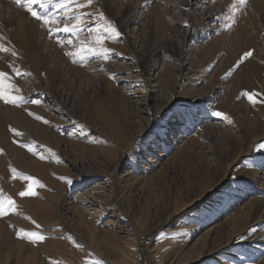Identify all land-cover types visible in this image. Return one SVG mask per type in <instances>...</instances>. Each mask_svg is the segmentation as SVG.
Returning a JSON list of instances; mask_svg holds the SVG:
<instances>
[{
	"label": "rangeland",
	"instance_id": "rangeland-1",
	"mask_svg": "<svg viewBox=\"0 0 264 264\" xmlns=\"http://www.w3.org/2000/svg\"><path fill=\"white\" fill-rule=\"evenodd\" d=\"M236 2L93 0L71 5L84 13L78 38H50L0 0V43L17 53H0V70L49 121L0 101V189L17 205L0 217V264H264V104L241 96L264 92V0ZM109 21L121 36L105 42L107 60L65 55ZM10 165L40 181L36 196H18L26 181ZM20 229L46 240L18 238Z\"/></svg>",
	"mask_w": 264,
	"mask_h": 264
},
{
	"label": "snow or ice",
	"instance_id": "snow-or-ice-1",
	"mask_svg": "<svg viewBox=\"0 0 264 264\" xmlns=\"http://www.w3.org/2000/svg\"><path fill=\"white\" fill-rule=\"evenodd\" d=\"M14 3L22 7L30 16L37 21L41 27L45 28L49 34V37L55 36L58 32H66V33H72L77 38L79 37L80 31L83 30L84 26V20L83 16L84 13L81 12L79 15L73 12V7L71 5L74 4L75 8L77 9H84L87 6H90L93 4V0H86V3H76L75 0H14ZM247 4V0H237L236 3L232 5V7L235 9L238 6L243 7ZM52 6L55 9L62 10V16H57L54 14V12L49 11V7ZM98 18L101 20L106 19L105 13L103 11L98 12ZM232 20V23H235L234 19L232 17L229 18ZM62 24V27L60 26ZM187 26V25H186ZM226 27H231V25H226ZM120 37L121 32L119 29L115 26L114 23L109 21L107 25L103 27V32H101L100 27L97 28H89L88 29V40H80L79 41V51L78 52H66L65 55L69 57H76L80 55L85 50L93 56H101L104 60H107L108 53L111 51V49L104 47L105 42L111 38V36ZM5 38L3 36H0V41H3ZM57 43H61L60 41H57ZM69 44L73 43L72 40L68 41ZM63 46V45H62ZM0 53H10L13 57L17 56V53L13 48H9L4 43H0ZM253 56V50H248L241 55L236 63L232 66L231 69H229L227 75H231V73L241 67L248 59H250ZM81 59H83V56H81ZM73 62H76L75 59H73ZM11 71L17 75H23L27 73H21L19 69L15 67V65L10 64L9 65ZM30 75V74H28ZM112 78H115L114 75ZM20 89L13 83H11V78L9 76L8 72L0 70V101H2L5 105H13L22 107L25 112L29 116L34 117L36 120H43V123L48 124L49 121L44 120L43 117L40 115H37L31 111H29L24 105L27 103H32L39 105L41 104V101L38 99H34L29 101L25 96L19 94ZM241 96L246 97L247 100L252 104V106H255L257 103L264 104V92H257V91H242ZM257 97H261V99H257ZM211 116L217 117L222 119L223 121L227 122L228 124H232V119L223 111L219 110H212L210 113ZM10 131L14 134L15 137H22L24 134L17 130L15 127L10 126ZM13 143L18 144L20 147L27 149L29 152H31L33 155H39L31 146L27 143H21L20 140H13ZM255 149L257 151L264 150V142H259L255 145ZM3 150L0 149V152ZM39 158L41 160H44L45 157L43 155H39ZM59 162V160L57 161ZM9 170L12 173V178H20L26 181V186L24 190L20 191L18 193V196L21 198L24 197H33L36 196L37 193L35 191L36 187H43V185L38 181L35 177H32L30 175H26L22 172H18L16 168L9 166ZM60 180L64 181L67 184H71V179L67 177H59ZM17 210L16 201L11 197L8 196L6 193L3 192L2 189H0V217H5L9 215L10 213H13ZM33 223H35L33 221ZM37 228L40 227V225H36ZM16 235L18 238H27L32 243H41L46 240L45 235H43L40 232L37 231H25L23 229H20L16 232ZM67 239L72 240V237H67ZM74 242V241H73ZM75 243V242H74ZM76 247L80 248L82 247L79 244H76ZM92 264H102L101 261L96 260L93 261Z\"/></svg>",
	"mask_w": 264,
	"mask_h": 264
}]
</instances>
